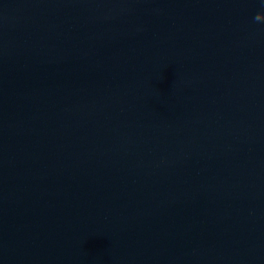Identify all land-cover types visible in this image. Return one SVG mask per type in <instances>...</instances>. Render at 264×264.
Wrapping results in <instances>:
<instances>
[{
	"label": "water",
	"instance_id": "95a60500",
	"mask_svg": "<svg viewBox=\"0 0 264 264\" xmlns=\"http://www.w3.org/2000/svg\"><path fill=\"white\" fill-rule=\"evenodd\" d=\"M0 264H264V0H0Z\"/></svg>",
	"mask_w": 264,
	"mask_h": 264
}]
</instances>
